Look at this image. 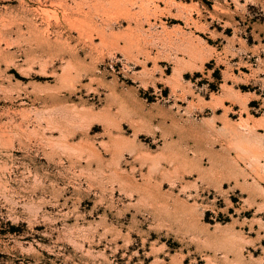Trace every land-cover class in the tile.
<instances>
[{
	"label": "rangeland",
	"instance_id": "obj_1",
	"mask_svg": "<svg viewBox=\"0 0 264 264\" xmlns=\"http://www.w3.org/2000/svg\"><path fill=\"white\" fill-rule=\"evenodd\" d=\"M0 43V264H264V0H0Z\"/></svg>",
	"mask_w": 264,
	"mask_h": 264
},
{
	"label": "bare ground",
	"instance_id": "obj_2",
	"mask_svg": "<svg viewBox=\"0 0 264 264\" xmlns=\"http://www.w3.org/2000/svg\"><path fill=\"white\" fill-rule=\"evenodd\" d=\"M2 42V41H1ZM1 44V43H0Z\"/></svg>",
	"mask_w": 264,
	"mask_h": 264
}]
</instances>
